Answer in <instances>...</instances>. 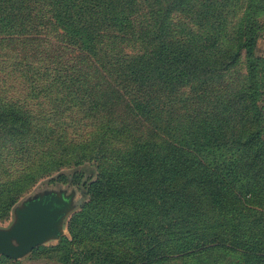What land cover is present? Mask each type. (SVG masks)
I'll list each match as a JSON object with an SVG mask.
<instances>
[{
    "label": "trees",
    "instance_id": "trees-1",
    "mask_svg": "<svg viewBox=\"0 0 264 264\" xmlns=\"http://www.w3.org/2000/svg\"><path fill=\"white\" fill-rule=\"evenodd\" d=\"M198 1L0 0V90L20 75L70 117L49 140L39 115L43 132L17 133L18 143L70 144L71 177L91 198L150 204L160 232L146 239L133 223L130 264H264V30L245 20L185 31L179 17ZM242 54L246 74L208 88ZM7 121L26 119L12 108L0 112ZM83 124L93 127L85 138ZM86 159L95 180L77 168ZM60 245L62 263L75 264L72 242Z\"/></svg>",
    "mask_w": 264,
    "mask_h": 264
},
{
    "label": "rangeland",
    "instance_id": "rangeland-1",
    "mask_svg": "<svg viewBox=\"0 0 264 264\" xmlns=\"http://www.w3.org/2000/svg\"><path fill=\"white\" fill-rule=\"evenodd\" d=\"M179 19V26L185 31L189 28L205 32L209 27L217 28L222 22L234 26L236 22L245 20L257 22L264 30V0H199L189 17L180 16ZM256 55L258 64L264 66V34L257 40ZM245 65L246 59L242 54L224 76L213 79L208 88L226 82L224 79L236 82L246 74ZM10 80L13 81L14 90L9 85L5 86L4 91L0 90V98L6 100L0 105V112L7 115L12 108H16L18 116H23L26 121L23 126L15 124L12 128H8V121L0 124V184L6 188V193L0 195V226L7 227L13 221L14 208L40 192H73L74 206L64 220L63 233L58 239L46 241L18 259H4L1 258L4 255H1L0 264H63L62 237L72 242V261L75 264H130L136 259L137 237L140 235L132 231L133 223H137L136 228L143 232L146 239L153 233L159 235L160 230L153 227L154 209L149 203L136 200L111 202V198H91L87 188L71 177L72 169L68 164L70 144L65 148L53 147L49 141L41 142L42 137L29 145L18 143L17 133L43 132L37 122L39 115L46 113L42 121H46L45 133L51 135L49 140L55 130L64 127L61 120L67 121L70 117L66 111L61 115L62 106L56 100L51 101L53 93L29 90L20 75H11ZM14 102L20 107L12 106ZM262 112L264 125V108ZM92 129L89 124H83L78 133L85 138ZM56 136L55 133L53 137ZM35 147L44 150L41 157L33 152ZM86 160L77 168L90 180H95L98 174L96 163ZM78 212L80 214L77 215ZM156 218L162 221L159 224L163 226L164 219L159 215ZM250 225L246 222L242 224L246 228ZM252 228H248V231L251 232ZM222 260L228 261V256ZM208 261L207 264H211ZM163 264L184 263L174 260Z\"/></svg>",
    "mask_w": 264,
    "mask_h": 264
},
{
    "label": "water",
    "instance_id": "water-1",
    "mask_svg": "<svg viewBox=\"0 0 264 264\" xmlns=\"http://www.w3.org/2000/svg\"><path fill=\"white\" fill-rule=\"evenodd\" d=\"M74 193L50 190L23 200L13 210V221L0 226V256L18 259L63 233L66 216L73 209Z\"/></svg>",
    "mask_w": 264,
    "mask_h": 264
}]
</instances>
